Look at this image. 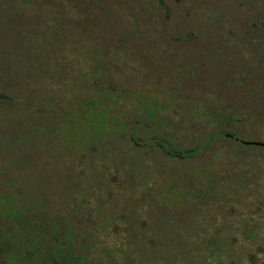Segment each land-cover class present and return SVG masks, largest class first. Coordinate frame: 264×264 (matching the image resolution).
<instances>
[{"label":"rangeland","instance_id":"obj_1","mask_svg":"<svg viewBox=\"0 0 264 264\" xmlns=\"http://www.w3.org/2000/svg\"><path fill=\"white\" fill-rule=\"evenodd\" d=\"M164 2L0 0V226L31 236L0 233V264H41L51 224L89 264H189L176 238L204 260L218 235L264 264V149L240 143H264V0Z\"/></svg>","mask_w":264,"mask_h":264},{"label":"trees","instance_id":"obj_2","mask_svg":"<svg viewBox=\"0 0 264 264\" xmlns=\"http://www.w3.org/2000/svg\"><path fill=\"white\" fill-rule=\"evenodd\" d=\"M159 3L161 4V6L166 10L167 13H170V9L169 7L166 5V3L164 2V0H159ZM88 106L90 107H94L93 103H88L87 104ZM157 112V111H156ZM155 112V113H156ZM151 115H148V119L150 120L151 119ZM160 123V122H159ZM223 133H226L227 135H230L233 137L234 141L236 140V135L235 134H229L228 131L226 130H223ZM135 142V145L137 146H147V145H150L149 143H147L146 141L142 140V139H139V138H135L133 137L132 138ZM152 140V143H151V146L152 147H156L159 149V151L163 154V156L165 157H168V158H176L180 161H185V160H188V159H192L196 156V154L198 153L199 151V147L198 148H180V147H177L175 145H172V144H169L168 142H166V140H164L162 137L160 136H154L153 138H151ZM236 142V141H235ZM238 143V141H237ZM256 148V147H255ZM259 149H255V150H262L264 148H261V147H257ZM248 149V148H247ZM264 151V150H262ZM246 153H249V154H252V152H249L247 151ZM208 178L211 179V176L208 175ZM239 184L243 185L242 183V178L240 180H238ZM212 186H214V184L211 183ZM213 188V187H212ZM209 188V189H204V190H201L199 191L198 193V196L199 197H204L205 199H211V198H216L215 197V194H216V190L213 188ZM185 193L188 192V189L186 190H183ZM218 198V197H217ZM218 200V199H216ZM194 223H191V229H183V233H190V231H194V232H199L197 229L198 228H195L194 227ZM16 227V226H15ZM2 226H0V233H19L21 236L27 238V236L29 234H23V230L22 229H13L12 231V228H9V231L8 230H2L1 229ZM38 230H36V233L37 235H39L40 232H37ZM196 234V233H195ZM216 234H217V231H216ZM221 235H218V237H213L211 239H208L206 241V257L204 258V260H201L199 259V257H197L194 253H193V250L196 248L194 245V241H191L190 242V239L188 240L187 237L183 238L181 240H183L184 243H181L180 245V242H179V238H176V241L174 243L175 246H177L180 250L181 249H185L187 246L189 247V249H191V251H189L188 253V256H187V261H189V264H208L209 261H212V259L215 258V255H216V252L219 251V252H223L225 255H229V251L230 250V246L232 248V241L230 243V240L229 238H221L220 237ZM247 237H249V240L251 241V243L253 244H260L263 242V239L262 237H260L255 231H250L249 233H247ZM159 241H156L154 243L153 246H150V250H167V249H170L171 247H173L172 244H169L168 246L165 245V242L164 240L161 238L158 239ZM193 240V239H192ZM195 240V239H194ZM38 245V244H37ZM192 245L194 247H192ZM69 247V245H55L53 246L52 248L53 249H56L58 251H60L61 253V257H58L57 258V262H54L53 264H89L88 260L82 256L81 254H79L78 256H73L71 254V250L74 249V246H70V248H66V247ZM146 245L143 243L140 245V247L144 248ZM36 248V245L34 246ZM191 247V248H190ZM157 252V251H156ZM160 254V253H158ZM230 256V255H229ZM36 259V258H35ZM186 259V258H185ZM83 260V261H82ZM231 261H226L225 264H239L237 263L236 260H234V256H230V259ZM148 264H151V258L147 259ZM248 261V260H247Z\"/></svg>","mask_w":264,"mask_h":264},{"label":"flooded vegetation","instance_id":"obj_3","mask_svg":"<svg viewBox=\"0 0 264 264\" xmlns=\"http://www.w3.org/2000/svg\"><path fill=\"white\" fill-rule=\"evenodd\" d=\"M51 228L49 229H44L43 227H41L42 232L39 233V235L34 234V239L36 240V242L33 244L35 245H40L43 246L41 247L42 251H39V256L42 258L40 260L41 264H53L54 262H57V258L61 257V253L60 251L53 249L52 247L55 245H62V244H68V241L72 240L73 237V230L71 229V227H65V231H63L62 233L59 234L58 230H59V224H51ZM30 236V235H29ZM31 237V236H30ZM32 239V238H29ZM42 242H44V244H42ZM72 245V244H70ZM71 254L73 256L74 255V249L71 250Z\"/></svg>","mask_w":264,"mask_h":264},{"label":"water","instance_id":"obj_4","mask_svg":"<svg viewBox=\"0 0 264 264\" xmlns=\"http://www.w3.org/2000/svg\"><path fill=\"white\" fill-rule=\"evenodd\" d=\"M227 137L229 138H233L230 135H227ZM237 141H239L238 139H236ZM241 144L245 145V146H256V147H261L264 148V143L262 142H248V141H240Z\"/></svg>","mask_w":264,"mask_h":264}]
</instances>
